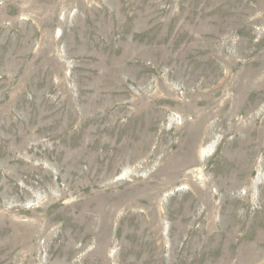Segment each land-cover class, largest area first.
I'll return each instance as SVG.
<instances>
[{"label": "rangeland", "instance_id": "1", "mask_svg": "<svg viewBox=\"0 0 264 264\" xmlns=\"http://www.w3.org/2000/svg\"><path fill=\"white\" fill-rule=\"evenodd\" d=\"M0 264H264V0H0Z\"/></svg>", "mask_w": 264, "mask_h": 264}, {"label": "bare ground", "instance_id": "2", "mask_svg": "<svg viewBox=\"0 0 264 264\" xmlns=\"http://www.w3.org/2000/svg\"><path fill=\"white\" fill-rule=\"evenodd\" d=\"M213 151V146L205 147L201 150V160L207 158L208 155H210ZM203 161V160H202Z\"/></svg>", "mask_w": 264, "mask_h": 264}]
</instances>
